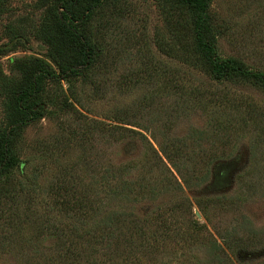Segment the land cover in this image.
Wrapping results in <instances>:
<instances>
[{
	"label": "rangeland",
	"instance_id": "rangeland-1",
	"mask_svg": "<svg viewBox=\"0 0 264 264\" xmlns=\"http://www.w3.org/2000/svg\"><path fill=\"white\" fill-rule=\"evenodd\" d=\"M39 2L0 0L3 75L10 76L14 59L46 56V47L33 35L43 17ZM210 13L224 30L217 39L220 56L264 72V0H211ZM164 16L160 0H126L119 13L107 12L96 22V38L104 47L100 65L91 71L97 84L48 85L45 117L23 134L22 173H15L6 185L17 190L18 181L31 194L19 191L11 202L1 192L0 264H50L57 236L35 237L40 223L60 215L46 188L65 180L70 181L67 193L74 191V184L77 190L87 186L94 192L98 177L89 169L100 165L127 167L125 179L139 194L123 202H104L100 216L116 211L132 220H149L147 227L158 239V246L149 243V251L133 248L124 264H209L212 242L223 247V240L230 247L225 249L232 264L264 262V94L250 85L212 80L159 53L156 43L161 38L171 41ZM21 32L25 35L12 39ZM71 92L83 100L80 111L88 119L127 131L95 133L84 145L70 141L60 119L72 120L59 100L64 94L72 102ZM186 94L201 95L200 102ZM213 95L222 96L221 107L210 103ZM5 103L0 94V130L5 126ZM235 107V113L229 109ZM121 111L128 125L109 118ZM209 111L224 122L230 119L229 128L213 130ZM173 143L183 152L174 159L177 167L162 152ZM168 182L171 190L163 185ZM5 183L0 179V186ZM159 183L163 189L154 195L145 192ZM184 199L190 209L179 208L177 202ZM35 211L36 220L31 219ZM13 213L18 215L16 222L7 218ZM79 261L86 264L85 259Z\"/></svg>",
	"mask_w": 264,
	"mask_h": 264
},
{
	"label": "trees",
	"instance_id": "trees-1",
	"mask_svg": "<svg viewBox=\"0 0 264 264\" xmlns=\"http://www.w3.org/2000/svg\"><path fill=\"white\" fill-rule=\"evenodd\" d=\"M160 2L171 41L161 38V42L156 43L159 53L201 71L212 80L242 86L250 85L264 94V72L250 68L237 58H224L218 53L217 39L223 36L224 30L212 18L211 0H160ZM39 3L40 9L44 10L43 17L33 35L46 47L45 58H17L10 66V76L0 72V94L6 99L5 126L0 130V179H4L6 183L0 186V197L1 192H4L9 195L4 199L11 202L19 196L16 195L19 191L22 193L26 190L28 195L31 194L30 189L26 188L27 185L18 181L17 190L10 186V183L9 189L6 185L15 173H22L19 152L23 134L29 126L45 117L49 101L48 85H59L64 82L68 87H72L74 81L88 83L90 86L97 84L91 71L100 65L104 47L96 38L95 31L99 26L96 22L104 18L107 12L119 13L125 7L126 0H40ZM23 35H25L23 32L16 33L12 39ZM162 73L164 76L167 74ZM175 81L170 79V82ZM185 96H191L200 102L198 98H201V95ZM70 98L72 102L63 94L62 100H59V104L67 109L72 120V123H68L67 119H60L62 129L68 130L70 141L84 145L87 143L84 141L93 139L95 133L115 135L123 130V127L112 123L105 124L88 119L80 111L84 107L81 97L71 92ZM58 99L60 97H56V100ZM209 101L220 107L223 103L221 95H213ZM56 102L52 104L55 106ZM230 105L228 102L227 106ZM229 109L234 113L238 110L236 107ZM209 112L213 130L219 126L229 128L230 119L224 122L223 119L215 117L213 111ZM126 117L127 114L121 111L109 118L116 124L127 122L124 124L128 125ZM73 122H77L76 125H73ZM162 152L165 159L177 167L174 159L180 154L183 155L180 144H169ZM126 168L118 166L112 169L100 165L98 169L96 167L89 169L93 176L98 177L94 192L87 186H79L77 190L76 185L71 182L70 184L75 186L74 191L67 193L70 181L65 180L60 183L63 187L56 185L46 188L49 196H53V207L57 208L60 215L59 218L51 216L49 221L40 223L39 228H36L35 237L40 238L44 234L57 236V250L49 260L50 264H79L81 259H85L86 264H116L114 261L118 260L122 262L120 264H124L132 256L133 248L135 252L141 249L149 251L150 242H156L155 245L158 246L155 232L147 227L149 220L146 222L132 220L116 211H109L106 215L100 216L104 202H123L131 196L139 195L133 189V185L125 179ZM163 185L170 190L172 188L169 182ZM163 185L161 183L152 185L145 192L150 196L154 195L160 187L163 189ZM138 188L144 192L142 184L139 183ZM177 204L180 209L191 208L187 199ZM37 214L36 211L31 213V219L36 220ZM7 218L16 222L18 215L13 213L12 217ZM67 221L68 223L62 226ZM223 242V247L215 241L212 242L209 248L212 259L209 260V264H232L225 249L228 250L230 247L226 240Z\"/></svg>",
	"mask_w": 264,
	"mask_h": 264
}]
</instances>
